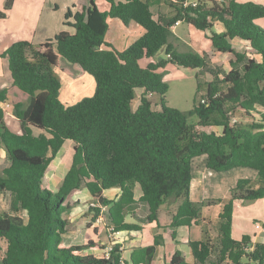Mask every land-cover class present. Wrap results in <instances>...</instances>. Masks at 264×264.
<instances>
[{"label": "trees", "instance_id": "16d2710c", "mask_svg": "<svg viewBox=\"0 0 264 264\" xmlns=\"http://www.w3.org/2000/svg\"><path fill=\"white\" fill-rule=\"evenodd\" d=\"M104 1L106 11L93 0L89 5L75 0L74 12L64 14L66 29L43 44L15 40L0 51L11 78V85L0 90V105L11 106L20 126L19 134L10 131L0 106V195L7 200L6 209L0 210V264H152L163 246L161 234L134 249L128 261L122 258L120 244L108 258L102 256L104 247L93 241L62 244L71 209L66 199L82 188L107 207L106 220L114 232L141 233L151 226L168 231L178 244L179 228L200 225V239L183 241L194 262L175 249L167 264H264V243H253L248 236L237 241L231 235L234 203L264 200L263 126L232 122L236 111L248 117L257 114L264 121L258 111L264 109V30L254 23L264 19V5L259 0H198L197 6L185 7L186 0H159L172 15L154 18L147 0ZM12 4L4 0L0 20ZM111 19L125 26L133 22L143 34L118 51L105 41ZM178 21L200 32L216 53L233 57L226 73L211 70L205 53L176 51L171 28ZM214 24L223 31L215 32ZM234 39L244 42L253 57L235 51ZM161 50L165 58L154 61ZM62 62L93 78L92 96L69 106L61 102L56 70ZM168 65L198 71L188 112L166 106ZM206 71L211 80L203 83L200 73ZM191 117L197 122L189 123ZM66 141L73 144L71 165L53 195L42 181ZM200 157L208 171L243 168L256 173L255 179L237 180L227 199L216 200L222 207L215 240L200 224V207L192 199L193 161ZM109 189L120 190L116 200L103 196ZM168 200L178 204L169 212V224L162 225L158 213ZM140 204L144 217L135 213ZM89 212L94 222L99 209ZM127 215L135 222H125Z\"/></svg>", "mask_w": 264, "mask_h": 264}, {"label": "crops", "instance_id": "0c3cea01", "mask_svg": "<svg viewBox=\"0 0 264 264\" xmlns=\"http://www.w3.org/2000/svg\"><path fill=\"white\" fill-rule=\"evenodd\" d=\"M61 1L63 2L61 3ZM77 1L83 5H89L90 2V0H77ZM93 1L97 6V3L99 1H104V0H93ZM147 1L152 6L151 7L152 11L155 14L154 18H156L157 15H160L163 18L172 15L170 8L165 6L163 3L159 2V0H147ZM74 2L75 0H13L12 7L10 8L9 11H7L6 18L0 20V37H1L0 51L2 52L15 40H27L34 45H40L45 43L47 40L51 39L56 33L66 29L63 26L64 14L68 9H71L72 13L74 12V10L72 9V5ZM3 5H4V0H0V10L3 9ZM107 8L108 6L106 3L105 5H103L102 9H99L98 7V9L101 11H106ZM14 15H16L17 17L15 21L12 19ZM179 25L180 22L178 25L172 26L171 28L175 37L174 39L179 40L181 42H185V38L183 35L174 33V30H176V28ZM213 30L217 33H220L223 31V27L220 24H214ZM142 34H143L142 28L133 22H130L127 26H125L118 19H111L109 20V29L106 34L105 41L110 45H112L118 51H122L126 49L129 45H131L133 42H135ZM234 41H239L244 45H246L244 42L238 39L232 40V42ZM205 43H208L210 45L209 42H205ZM246 48L248 49L247 45ZM168 68H176V67L173 65H168L165 68V72H167ZM164 80H165V76H164ZM86 82L88 83L87 86L84 88L83 91H80V93L90 97L94 92V87H95L94 80L92 77H88L86 78ZM10 85H11V78L7 66V59L0 58V90L8 88ZM61 93H63V91ZM63 100L65 101L69 99L68 97H66ZM63 104L69 106L68 104L65 103ZM0 106L4 110V120H5V116H6L5 111L6 109L10 110L11 106L7 104ZM10 119H11L10 124L12 127L10 128L6 123L7 127L13 133L19 134L20 126L18 121L14 117H12V115L10 116ZM72 154H73L72 142L71 141L64 142L59 153L50 163L48 169L46 170V173L44 174L42 181L43 187L47 188L49 191L50 190L53 192L58 191L62 179L71 165ZM2 157L3 155L0 154V158ZM204 161H205L204 157L196 158L193 161L192 199L200 207V214H201L200 224H205L207 226L208 224H212L214 226H217L219 222L218 215L221 212L222 204L217 203L216 200L227 199L230 194V188H232L236 184L237 180L255 179L256 173L248 169L247 170L233 169L225 173H218L215 176L214 172L205 169ZM220 174L224 175L221 176V179L219 178ZM208 182L211 183L210 186H208ZM120 193L121 192L119 189H109L103 192V196L108 200H116L119 197ZM134 193L136 195V200H137V198L140 196V191L138 190L137 187L135 188ZM92 202L94 201L92 200L91 195L84 188L73 191L68 195L66 199V203L71 207V209L68 215L66 216V220L69 223L68 231L62 237V244L64 246H74V245L78 246V245H84L88 241H93L94 243H98L100 241L99 236L103 234L104 230H106L107 228L99 227L95 224V222L91 221L92 216L90 215L88 206ZM174 210L175 209L162 207L161 210L162 213L161 214L160 212L158 213V217L159 220L161 219L160 222L162 225L169 224L170 222L169 212H173ZM135 213L139 217H144L146 214L144 206L140 204L138 209H136ZM125 222L133 223L135 221L133 218H131L130 215H127L125 218ZM256 225H259L260 228L257 229ZM152 229L153 228L151 226H146L144 227L141 233L119 232L118 235H115L116 237H120L121 235H127L131 239L130 242H132V246H130V248H128L126 251H124L123 245L122 244L120 245V249L122 251V258L124 260L126 261L129 260L130 254L134 249L152 243L153 241L152 232L147 234ZM176 232H177L176 242H179L178 244H175V242L172 241L168 231L163 232L162 230H156L155 232V234L162 235L164 244L172 245L173 249L171 254L175 249H179L186 253L188 247L183 242L184 240L186 239L198 240L201 238L200 225H192L189 230H186L185 228H179ZM231 235L232 238L237 241L240 240L243 236H248L251 238V241L253 243H264V200L256 201L248 205H242V203H240L239 201L234 203ZM105 243L106 242H102L101 245H104ZM112 243L118 244L116 240L113 241ZM161 247L162 246L158 247L157 251ZM159 251H161V249ZM124 253H126V256L124 255ZM93 254H95L96 256H100V251L95 250L93 251Z\"/></svg>", "mask_w": 264, "mask_h": 264}, {"label": "rangeland", "instance_id": "374dc122", "mask_svg": "<svg viewBox=\"0 0 264 264\" xmlns=\"http://www.w3.org/2000/svg\"><path fill=\"white\" fill-rule=\"evenodd\" d=\"M62 2L63 1H61V3ZM259 2L264 5V0H259ZM103 5H105L104 1H99L97 3V6L99 7V9H102ZM16 18H17L16 15L12 17L14 21ZM254 23L258 27L264 30V19L256 20ZM174 33L183 35L185 38V42H187V43L181 42L179 40L174 39L175 37H173L171 39V43L175 47L176 51L181 52V53L197 52L200 54L202 53L208 54L211 60V70L217 71V72L219 71L220 73H226L229 70V61L233 60V57L230 54L216 53L211 47V45H209L208 43H205L207 41H204L202 39V34L200 32H197L193 28L187 26L186 23H180V25L176 28V30H174ZM232 47L234 48L235 51L245 54L247 58L253 57L252 52H250L246 48V45H244L243 43L239 41L232 42ZM162 58H165L163 50L159 51L154 56L153 60L158 61L159 59H162ZM56 72L61 80V90H60L61 102L68 104V105H73L79 100H81L82 98L89 97L85 94H81L80 91H83L84 88L87 86L88 83L86 82V78L91 77L90 75L82 72L78 66H70L65 62L61 63L60 68L56 70ZM197 72L198 71L195 69H186V68H179V67L167 69V72H165V80H164L168 86V91L165 94V103L167 107L176 109L181 112H188L192 109L193 97L196 92L197 83L199 82V79L195 77ZM200 77H201L200 81H202L203 83L209 82L211 80V74L208 73L207 71L200 73ZM92 87H93V84H92ZM62 91L63 93H61ZM138 95H139V92L137 93V96ZM66 97H68L69 100L64 101L63 99ZM153 108L158 109L155 106ZM258 111L264 114V109L258 108ZM5 115L6 116H5L4 121L11 128L12 127L10 124L11 109L10 110L6 109ZM232 120H233L232 121L233 123L240 124L243 126L261 123L263 126L262 130H264V121H261L257 114H253L251 115V117H248V116H245L240 111H236L233 114ZM188 121L189 123L194 124L197 122V119L195 117H191ZM212 130L214 129H210V128L206 129L207 132H211ZM214 131L217 133L220 132L219 129H216ZM2 164H4L3 157L0 158V165ZM242 170L244 169L242 168ZM216 174L218 173L214 172L215 176ZM235 174H238V173H235ZM219 176H220L219 178L221 179V176H224V175L220 174ZM210 184L211 183L208 182V186H210ZM50 192L53 195H55L56 193L51 190ZM6 204H7V200H5V198L0 195V210H5ZM177 204L178 202H175L173 200H168L163 207L175 209ZM205 226H206L208 235L212 238V240H215L216 235H217L216 233L217 226H214L212 224H208V226L207 225ZM150 232H152V234L155 235L156 229H152L147 234H149ZM99 240L100 241L96 244L102 247H104V245L108 243L109 241L111 243L115 240L118 242V244L123 245L124 251H126L128 248H130V246H132V242H130L131 239L129 238V236L121 235L120 237H116L112 233L110 234V232H108L107 229L104 230L103 234L99 236ZM102 242H106V243L104 245H101ZM160 249L161 251H159ZM172 249H173L172 245L164 244L157 251L153 264H167L170 258ZM185 254H186L187 260L193 263L194 260L191 257L188 249L186 250ZM124 255L126 256V253H124Z\"/></svg>", "mask_w": 264, "mask_h": 264}, {"label": "built area", "instance_id": "2783aa9c", "mask_svg": "<svg viewBox=\"0 0 264 264\" xmlns=\"http://www.w3.org/2000/svg\"><path fill=\"white\" fill-rule=\"evenodd\" d=\"M197 1L198 0H186L184 3L185 7H195L197 6ZM179 21L176 22L174 24V26L178 25ZM203 102V101H201ZM89 208H97L99 209V214L98 216L95 218L94 222L97 226L99 227H106L108 232H110V234L112 233L113 235H118L119 232H114V230L112 229V227H110L108 225V222L106 220V213H107V207H101L98 203L96 202H92L89 206ZM256 228H260L259 225H256ZM115 245V243H110V241L104 246L103 252H102V256L108 258L109 253L112 251L113 246Z\"/></svg>", "mask_w": 264, "mask_h": 264}]
</instances>
